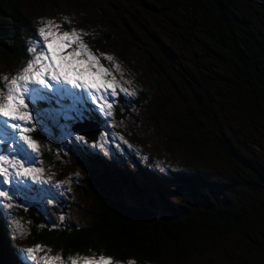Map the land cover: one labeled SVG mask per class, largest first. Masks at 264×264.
I'll use <instances>...</instances> for the list:
<instances>
[{
    "label": "rangeland",
    "instance_id": "1",
    "mask_svg": "<svg viewBox=\"0 0 264 264\" xmlns=\"http://www.w3.org/2000/svg\"><path fill=\"white\" fill-rule=\"evenodd\" d=\"M15 3L27 21L15 33L24 45V55L13 63L0 59V76L11 79L25 65L30 58L27 49L37 37L42 21L53 20L62 25L60 31L75 28L87 33L84 42L97 56L106 53L114 57L113 62L101 58V63L110 69L113 63H118L121 71L112 69L117 81L135 93H120L111 116L85 105L89 108L87 118L71 126L96 123L99 132L94 142L83 143L74 138L77 133L70 130L72 135H68L62 127L43 122L28 133L38 142L36 167L43 169L39 177L50 181L43 187L59 195L53 204H47L46 200L36 204L16 197L5 201L12 203V208L0 207V221L17 258L32 264L22 252L40 245L28 242L32 228L39 231L79 227L96 217L85 191L90 177L129 204L139 200L134 192L145 189L146 196L149 195L146 181L149 176L168 192L166 199L175 205H185L188 201L180 185L169 177L170 172L198 170L212 180L232 181L233 172L239 171L234 162L220 156L209 145L190 149L182 143L185 112L193 108L195 97L208 107L206 116L199 115L202 125L212 128L210 132L215 131L217 134H213L217 136L222 132L243 160L264 165V123L253 120L234 104V91L226 81L232 77L218 67L214 53L211 55L212 48L204 35L208 27H204L207 24L198 15L188 9L168 11L170 7L163 0H16ZM64 17L71 23H66ZM103 35L106 40L101 39ZM199 134L205 136L203 130ZM95 158L103 167L94 166ZM119 175L126 177L129 184L119 180ZM57 183L63 186L52 187ZM36 186L41 185L37 182ZM217 197L221 202L258 212L264 210L263 193L254 194L236 187ZM210 199L214 200L212 195ZM21 203L26 208L37 209L33 218L25 214V207L18 206ZM35 217L42 222L38 220L34 224ZM250 237L263 246L262 232L254 230ZM246 242L243 238L224 237L211 250L188 259L175 261L162 256L143 264H245L244 258L250 254ZM45 253L59 254L44 247L38 255ZM227 253L231 256L228 261L223 257ZM76 255H67L62 264H71L67 258ZM99 255L88 252L80 256ZM128 261L132 260L121 264Z\"/></svg>",
    "mask_w": 264,
    "mask_h": 264
},
{
    "label": "trees",
    "instance_id": "2",
    "mask_svg": "<svg viewBox=\"0 0 264 264\" xmlns=\"http://www.w3.org/2000/svg\"><path fill=\"white\" fill-rule=\"evenodd\" d=\"M165 1L170 7L168 11L188 9L203 19L207 24L204 27H208L204 35L212 48L211 55L214 53L218 67L232 77L226 81L234 91V104L253 120L264 123V0ZM15 2L0 0V59L10 63L24 55V45L15 33L27 24ZM101 39L107 38L103 35ZM192 105L185 112L183 145L190 149L209 145L220 156L234 162L239 171L233 172L232 181L212 180L198 170L170 172L169 177L180 185L188 201L185 205H175L166 199L168 192L149 176L146 177L149 195L146 196L145 189L134 192L139 200L129 204L90 177L85 191L96 217L79 227L39 231L32 228L28 242L43 245L63 258L93 252L121 263L132 260L143 264L162 256L175 261L188 259L211 250L224 237H236L247 241L250 254L244 258L245 264H264V243L262 246L250 237L254 230L264 235V210L258 212L221 202L217 197L236 187L264 194V165L243 160L222 132L217 136L215 131L210 132L212 128L199 122V115L206 116L208 109L202 100L195 97ZM201 130L205 136L199 134ZM93 164L103 167L97 158ZM118 179L129 184L123 175ZM12 246L0 221V264H28L17 258ZM228 253L223 256L227 261L231 258Z\"/></svg>",
    "mask_w": 264,
    "mask_h": 264
},
{
    "label": "snow or ice",
    "instance_id": "3",
    "mask_svg": "<svg viewBox=\"0 0 264 264\" xmlns=\"http://www.w3.org/2000/svg\"><path fill=\"white\" fill-rule=\"evenodd\" d=\"M63 20L71 23L67 17ZM61 27L53 20L42 21L37 37L27 49L30 58L25 65L11 79L0 76V147L3 148L0 151V207L6 209L13 204L5 201L16 197L36 204L45 200L53 204L59 195L43 187L50 181L42 180L39 174L43 169L36 167L39 146L28 133L34 131L38 123L62 127L72 135L71 124L87 118L89 108L85 105H90L92 111H103L111 116L115 98L120 93L135 94L117 81L112 69L121 71L118 63H113L112 69L101 63V58L113 62L114 57L106 53L97 56L84 42L87 33L82 29L60 31ZM74 138L87 143L81 135ZM37 182L41 186L37 187ZM62 186L57 183L52 187ZM18 206L27 210L23 203ZM20 231L22 229H18ZM44 247L35 245L22 252L32 264H62L64 258L60 254L38 255ZM67 259L71 264H121L103 254L98 257L77 254Z\"/></svg>",
    "mask_w": 264,
    "mask_h": 264
},
{
    "label": "water",
    "instance_id": "4",
    "mask_svg": "<svg viewBox=\"0 0 264 264\" xmlns=\"http://www.w3.org/2000/svg\"><path fill=\"white\" fill-rule=\"evenodd\" d=\"M82 126H83V128L81 130ZM70 130L72 132L77 133L78 135L85 137L87 142H94L96 135L99 132L98 125L96 123H92V122L84 123V124H74L71 126ZM36 211H37V209H35V208H27V210H25V214L29 218H33L34 217L33 213H37ZM34 219H35L33 222L34 224L37 223L38 220L41 221V219L36 218V217Z\"/></svg>",
    "mask_w": 264,
    "mask_h": 264
}]
</instances>
